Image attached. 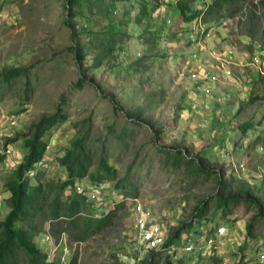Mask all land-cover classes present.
Wrapping results in <instances>:
<instances>
[{"label": "rangeland", "instance_id": "rangeland-1", "mask_svg": "<svg viewBox=\"0 0 264 264\" xmlns=\"http://www.w3.org/2000/svg\"><path fill=\"white\" fill-rule=\"evenodd\" d=\"M109 2L117 10L118 21L123 11L131 7L125 0ZM64 4V0H0V73L10 68L28 69L11 83L0 79V154L1 150L9 151L0 163V221L8 212L6 183L26 152L21 147L22 138L11 141L16 134L26 133L39 118L58 109L65 119L44 137V140L49 139L46 153L36 167L44 168L46 179L64 180L65 171L58 159L71 148L75 137L84 136L89 173L99 167L100 157L115 171L114 180L96 183L99 190L94 209L99 213L104 210L98 207L110 208L115 203L113 200L123 201L121 197L126 194L149 207L155 220L163 223L167 235L188 222L194 208L216 194V181L214 175H196L183 164H166L167 158L173 159L175 148L185 156L204 158L209 170L223 169L226 179L233 171L239 176L237 180L254 187L264 201L263 152H256L257 159L251 156L249 159L236 148L240 140L251 135L248 131L243 137V124L264 125V102L247 107L254 94L250 92L246 96L248 100L233 108L234 102L240 101L237 97L240 89L225 90H231L229 77L218 75V64L210 57L212 50L231 47V78L247 87L248 75L252 73L247 58L255 52L264 53V1H254L253 6L239 5L238 13L226 16L218 26L205 18L208 36L202 33L199 38L200 32L194 33L195 42L176 22L164 28L166 33L161 32L162 42L166 39L168 44L166 47L162 42L157 45L144 26L140 33L146 35L145 43L137 37L139 33L134 32L132 25H117L118 32L130 34L126 42H122V50L116 47L110 64L104 62L85 75L79 72L73 52L69 50L73 43L64 26ZM169 9L172 11L171 4ZM83 23L77 25L79 30ZM113 26L115 28L116 24L108 29L113 30ZM91 59L88 55L86 66ZM111 65H115L114 69ZM195 72L215 74L217 80L213 84L198 82L190 77ZM80 78L88 83L72 89ZM223 82L222 88H218ZM207 88L210 92L206 94ZM221 90L223 93H218ZM61 95H64L62 102ZM108 96L115 98L114 103L121 106L123 112L113 108ZM139 108H143L142 116L136 119H143L147 125L130 122L126 114L136 113ZM153 129H161L158 140L154 139ZM85 181L93 188L88 175L81 182ZM117 183H120L118 189L115 188ZM131 199H126V206L120 208L111 224L99 234L81 243H72L68 238L61 241L60 249L66 247L67 253H59L53 239L48 244L41 238V249H46L48 254L53 252L52 260L59 256L61 263L76 256L77 264H138L150 251L144 252L139 244L130 210ZM207 202L208 218L202 225H193L189 232H184L180 242L190 235L202 245L205 243L203 233L214 234L221 228L227 231L235 228L244 234L245 229L238 222L247 225L255 214L254 210L247 211L240 205L233 215L223 218L220 210L215 211V200ZM256 231L261 240H257L256 249L248 247L249 256L245 255L243 262H249V258L256 261L257 249L264 248V220L258 222ZM232 236L240 240L239 235ZM176 255L184 256L187 264H196L195 259L199 260L197 255L200 254L196 253L193 258L181 252ZM239 257L235 255L229 264H236ZM209 259L211 256L201 254L203 264L211 263Z\"/></svg>", "mask_w": 264, "mask_h": 264}, {"label": "trees", "instance_id": "trees-1", "mask_svg": "<svg viewBox=\"0 0 264 264\" xmlns=\"http://www.w3.org/2000/svg\"><path fill=\"white\" fill-rule=\"evenodd\" d=\"M64 1L66 11L64 26L69 30L73 43L69 50L73 52L79 72L84 75L88 70L101 67L104 62L110 64L111 56L116 47L122 50V42H126L125 40L130 34L125 33L126 31L124 33L118 32L117 25L119 27L121 25L125 27L129 24L132 25L134 32L139 33L137 37L145 43L144 36L146 35L140 33L141 27L144 26L145 31L152 36L157 45L162 42L160 29L155 25L154 15L156 14L154 12L165 0H125L131 7L123 11L121 21H118L115 16L117 10L109 2L111 0ZM167 1H171L172 10L178 11L177 17L172 21L173 24L177 22V25L185 28L188 23L201 15H203L204 24L205 18L208 17L209 22H216L215 26H218L222 24L221 22L226 16H235L240 9L239 5L242 7L245 5L253 6L254 1L264 0H211L203 10L197 8V5L207 0ZM172 1H175V3ZM225 12L227 13L224 14ZM97 17H99V20ZM81 23L83 24L81 30H79L77 25ZM111 24H116L115 28L112 27L113 30L108 29ZM161 24L162 27L165 26L163 22ZM88 55L92 59L91 63L86 66L85 62ZM134 65H137V63ZM114 67L115 65H111V68L114 69ZM136 70L138 71L139 68ZM27 71L28 69L22 67L5 69L0 73V79L8 84L19 76L26 74ZM86 83L88 81L85 78H80L72 86V89L82 88ZM107 98L113 104L115 110L123 112L122 107L114 103L115 98L112 96ZM60 100L61 102L64 101V95L60 96ZM261 100H264V96ZM60 105L61 103L56 108ZM142 111L143 108H139L136 113L128 112L126 114L130 122L139 125L145 122L143 119H136L142 116ZM64 119L65 115L58 109L50 115L39 118L37 122L28 127L26 133L16 134L14 140L11 141L17 142L20 140L19 138H22L21 147L26 152H24L22 162L11 172L10 179L6 183L9 196L5 201V205L8 212L4 219L0 221V264H77L76 256L63 263L60 262L59 256L51 260L47 250L40 247L41 238L49 235L58 242L64 234L72 243L84 242L107 228L120 208L126 206V199H131L123 194L122 199L124 200H113L115 203L110 208L98 207L104 210L100 214L97 208L94 209L95 204L87 197L86 190L77 192L79 183L87 175L93 187L99 185L96 183L115 179L113 167H110L102 157L99 159V167L94 172L89 173L90 160L88 151L84 146V136L75 137L71 142V148L66 151L63 157L58 159L59 165L65 171L64 180L46 179L45 174H43L44 168L37 169V163L43 161L48 145L49 139L44 140V137ZM144 124L147 125V123ZM241 131L244 133L252 131L254 133L247 145L241 144L244 153L263 152L262 158L264 159V130H256L252 124H243ZM152 132L155 140H158L162 133L161 129H153ZM247 137L249 136L247 135ZM214 141L219 142L220 139H214ZM173 151V159L171 160V157L167 158L166 164H172L173 166L183 164L196 175H214L216 194L201 201L194 208L188 222H183L180 227L168 233L167 241L161 250L150 251L147 258L139 261L138 264H187L188 261L184 256L174 257V255L168 254L167 251L172 245L180 242L184 232H189L193 225H202V221L208 218V199L209 201L211 199L215 200V211L220 210L223 218L233 215L240 205L244 206L247 211L254 210L255 214L245 228L246 242L260 240L256 227L259 221L264 220V201L262 200L263 197L261 198V195L259 196L254 190V187L248 185L246 181L237 180L236 178H239V176L238 174L235 175L233 171L230 178L226 179V171L223 169L219 171L207 169L204 158L197 159L185 156L177 148ZM167 152L165 150V154H168ZM4 159L5 155L0 154V163ZM262 161L264 162V160ZM119 187L120 183H117L115 188L118 189ZM246 242L240 248L242 253H244L247 246ZM59 253L62 254L60 248ZM244 259L245 254H242L236 264H260L252 258H249V262H243ZM209 260L211 261L209 264H220L221 261L220 258L214 255Z\"/></svg>", "mask_w": 264, "mask_h": 264}, {"label": "built area", "instance_id": "built-area-1", "mask_svg": "<svg viewBox=\"0 0 264 264\" xmlns=\"http://www.w3.org/2000/svg\"><path fill=\"white\" fill-rule=\"evenodd\" d=\"M210 57L213 58L218 64V75L222 74L225 77H231L232 72L229 67L230 62L233 60L231 47H226L224 50L221 49L220 51L212 50ZM247 61V66L250 69L254 70L259 75V77L264 80V53L261 51L255 52L247 58ZM190 77L193 80H202L208 84H213V82L217 80V75L210 73L200 74V72H195ZM209 89L210 88H207L205 90L206 94L210 92ZM243 144H246V142H244ZM1 152L5 155V157L7 153H9L7 149L6 151L1 150ZM239 167L242 168L243 164H240ZM84 190H86L87 197L90 201L94 202L98 199V187L92 188L87 186L85 182H80L77 187V192H82ZM129 202L130 210L133 214L134 228L136 229L135 231L138 236L139 244L144 247V252L145 250H161L164 247L168 236L167 232L164 230L163 223L156 221L152 210L149 207L145 206L143 203H141L137 198H133ZM227 233L228 231L222 228L217 229L214 234L205 235L203 233L202 238L204 239L205 243L202 245H200L198 242L196 243L194 240H192V237L188 235L183 242H178L177 244L172 245L167 251V253L170 255H174V257H177L176 254L178 252H181L182 254H187L188 257H194V255L199 252V256H201V254L205 257H210L214 255L218 258L217 255L221 256V253H219L218 251L223 246L225 241H228L231 245H233V247L235 246V241L232 240L229 236H227ZM226 237L229 238L227 239ZM65 239L66 237L63 236L61 241ZM45 241L50 244L52 242V238L47 236L45 237ZM65 248L63 250L65 253H67L68 251ZM212 250L217 255L214 254ZM256 258L258 263H264V250L257 251ZM195 261L197 263L201 262V260L198 261L196 259ZM230 262L231 261L229 259L224 260V258H222L220 264H229Z\"/></svg>", "mask_w": 264, "mask_h": 264}, {"label": "crops", "instance_id": "crops-1", "mask_svg": "<svg viewBox=\"0 0 264 264\" xmlns=\"http://www.w3.org/2000/svg\"><path fill=\"white\" fill-rule=\"evenodd\" d=\"M251 70V69H250ZM251 74H249L248 75V80H247V83H248V85H247V87H245V85L243 84V85H238L237 84V80H234L233 78H231V77H229L228 79H227V81H228V85L231 87V90L230 89H225V90H227V91H231V92H233V90H232V88H236L237 87V89H240V90H238V95L239 96H237V97H239V99H240V101H236V102H234V106H233V108L234 107H238L239 105H241L242 104V102H244V100H248V98L246 97V96H248L249 94H250V92H253L254 94L252 95V97L248 100V102L247 103H249L248 105H246L247 107H249V106H251V105H253L254 103H259V102H262V97L264 96V81H262L259 77H258V75H257V73L255 72V71H252L251 70ZM245 81H246V79H245ZM198 82H201L200 80L198 81ZM224 84V82L221 84H218V88H222V85ZM225 84H227V83H225ZM218 93H223L222 92V90L221 91H218ZM242 95V96H241ZM251 101H254V102H251ZM246 110V109H245ZM244 113V112H243ZM248 123V122H247ZM246 124V123H245ZM250 124H253V123H250ZM256 130H264V125H261V124H259L258 126H256V127H254ZM242 135H243V137L245 136L244 135V132L242 133ZM246 138H244L243 140H242V142L245 140ZM241 142V140L239 141V143L237 144V146H236V148L238 149L237 151H239V154H244V157L245 156H247V157H249V159L251 158V157H253V159H257V156H256V153H244V149H242V147H241V144H243ZM251 156V157H250ZM261 159L262 160H264L262 157H261ZM239 224H240V226L242 227H244V229L246 228V224L245 223H243V221H240V222H238ZM235 224H233V226H234ZM232 232V233H231ZM235 232L237 233V234H235ZM232 235H234V237H236L235 235H239L240 236V240H241V243H240V240H238V238L236 237L235 239L233 238V236ZM227 236H229L232 240H234V241H236L235 242V246L233 247V245H231L228 241H225L224 242V244H223V246L220 248V250L218 251L219 253H221V256H219V255H217L213 250H212V252L214 253V254H216L217 256H218V258H220V260H222V258H224V260L225 259H229V260H231V259H233L234 257H235V255H238V257L239 256H241L242 254H245L246 256H249L248 254V247H251V246H255V249H256V244H257V240H255V241H248V242H246V231H245V233L244 234H242V232H240V231H238V230H236L235 228L233 229V228H231V229H229V231H228V233H227ZM232 236V237H231ZM229 237H226L227 239L229 238ZM261 240V239H260ZM244 242H246L247 243V246H246V248L244 249V253H241L242 251H240V248H242L243 247V245H244ZM237 244V245H236ZM235 247L237 248V249H235ZM260 250H264V248H261V249H257V251H260ZM257 251H256V255H257ZM222 257V258H221ZM203 264V263H202Z\"/></svg>", "mask_w": 264, "mask_h": 264}, {"label": "clouds", "instance_id": "clouds-1", "mask_svg": "<svg viewBox=\"0 0 264 264\" xmlns=\"http://www.w3.org/2000/svg\"><path fill=\"white\" fill-rule=\"evenodd\" d=\"M170 2L171 1H167V0H165V1H163L161 4V6L154 12V14H156V15H154L155 16V25H157L158 27H159V29H160V32H165L166 33V29H164V28H166V27H168L169 28V26H172V24H173V20L177 17V15H178V11L177 10H170L169 9V4H170ZM173 3H175V1H172ZM210 1H202L200 4H198L197 5V8H199L200 10H203V9H205L207 6H208V3H209ZM160 10H162V11H160ZM2 17L0 16V19H1ZM164 23L165 24V26L164 27H162V24L161 23ZM199 22V23H198ZM169 30V29H168ZM184 32H186V33H188V35H190V39H191V41L192 42H195L196 41V37L195 36H193V34L194 33H197V32H200L198 35H197V37H199V38H201L202 37V33L207 37L208 36V29L207 28H205V24H204V22H203V15H201V16H198L196 19H194L192 22H190V23H188L186 26H185V29L183 30ZM183 34V33H182ZM184 37V36H183ZM165 39V38H164ZM163 43V46L164 47H166V45H168L167 44V42H166V39L162 42ZM225 48L226 47H228V46H224ZM169 54V53H168ZM253 54V53H252ZM251 54V55H252ZM173 55H170V57H172ZM179 58H177L176 60H178ZM252 70V69H251ZM252 71H254V70H252ZM258 75V74H257ZM258 77H259V75H258ZM260 78V77H259ZM262 81H264L262 78H260ZM262 102H264V100H262ZM263 110H264V108H263ZM264 116V115H263ZM251 132V135H248L249 137H247L246 136V139L243 141V143L244 142H246V144L245 145H247V143L249 142V140L252 138V134H254L252 131H250ZM47 236H49V235H47ZM47 236H45V237H47ZM63 236H65L66 237V235H62V237ZM45 237H44V240H45ZM49 237H51V236H49ZM52 238V237H51ZM67 238V237H66ZM53 239V238H52ZM54 240V239H53ZM61 240H62V238L58 241V242H56L55 240H54V242H55V244L57 245V247H59L60 248V246H61ZM46 242V241H45ZM58 248V249H59ZM62 250V255L64 254V250L63 249H61ZM53 253V252H52ZM52 253H50V254H52ZM50 254H49V257H50ZM198 257H199V260L198 261H200L201 260V256H199L198 255ZM193 258V257H192ZM52 260V259H51ZM256 261H257V259H256ZM221 262V261H220ZM202 263V260H201V262L200 263H197L196 262V264H201Z\"/></svg>", "mask_w": 264, "mask_h": 264}]
</instances>
